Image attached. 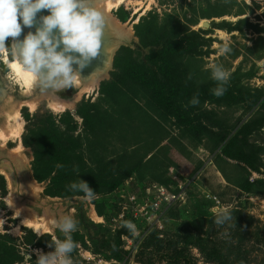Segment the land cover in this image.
I'll list each match as a JSON object with an SVG mask.
<instances>
[{"label": "rangeland", "instance_id": "rangeland-1", "mask_svg": "<svg viewBox=\"0 0 264 264\" xmlns=\"http://www.w3.org/2000/svg\"><path fill=\"white\" fill-rule=\"evenodd\" d=\"M112 16L124 31L130 32L129 39L119 41L120 48L131 49L136 56L145 52L141 36L158 34L164 28L170 30L178 22L185 24L181 26L184 31L196 33L202 42L195 56L183 59L192 84L213 80L210 65L219 63L231 73L227 85L239 90L245 87L251 95L240 90L236 95L245 99L243 102L199 103L190 114L194 124L183 126L158 108L137 84L115 89L113 99L104 95L102 84L112 79L113 63L96 90H84L79 98L77 87L57 93V100L67 103V107L55 110L50 106L51 96L35 87L25 93L26 89L14 81L0 62V89L4 98H10L7 105L3 104L4 99L0 101V129L8 131L9 136L6 140L0 138V235L12 240L11 245L21 257L16 264H23L28 251L33 260L29 264H34L37 251H53L49 243L64 239V235L58 229L42 235L35 233L15 214L11 203L28 216L43 217L46 212L58 219L65 213L72 214L78 221L77 231L72 233L77 243L71 254L73 264H166L158 259L178 251L184 259L176 264H216L206 260L197 244L185 242L188 228L206 249L215 247L224 254L227 264H264V192L254 189L253 193H246L239 187L246 180L264 181V124L257 126L264 120V0H129L114 9ZM204 21L210 24L209 29H203ZM224 23L239 29L227 31L218 27ZM226 41L232 51L221 56L219 47ZM13 105L15 118L7 120L5 113L12 114ZM82 108L89 115L88 124L79 114ZM40 120L43 124L49 120L50 129L62 139L69 136L70 141L76 142V154L68 159L75 166L73 175L81 173L89 180L93 178L88 171L92 168L106 181L122 177L120 186L111 192L95 189L93 200L84 195H47L50 181L35 180L34 154L25 144L28 131ZM246 123L251 130L242 143L254 155L259 172L222 153ZM224 136L226 140L222 141ZM126 173L130 175L124 177ZM33 185L35 192L30 197L26 191H32ZM160 187L175 199L170 204L158 203L155 211L148 209L147 189ZM136 207L140 216L130 218L137 230L132 232V238L123 240V249L128 252L123 262L105 260L95 253L86 237L82 242L74 236L85 234L81 215L92 223V230L100 225L114 234L128 221L119 223L116 214L124 208L133 214ZM216 207H228L232 221L224 226L215 224ZM92 213L99 219H92Z\"/></svg>", "mask_w": 264, "mask_h": 264}, {"label": "trees", "instance_id": "trees-1", "mask_svg": "<svg viewBox=\"0 0 264 264\" xmlns=\"http://www.w3.org/2000/svg\"><path fill=\"white\" fill-rule=\"evenodd\" d=\"M187 22L190 23V21ZM181 26H185V24L183 25L181 22H178L170 30L164 28L158 34L141 36L143 38L141 39L142 47L145 52L139 56H136L133 50L129 48H120L114 58L112 79L102 84V88H105L102 90L103 94L113 99V93L116 92L115 89L119 88L122 90L130 83L137 84L149 95L158 108L165 111L170 117H175L183 126L194 124V121L190 119V114L194 111L195 106H188L189 101L194 95H198L199 103L205 101H245V99L241 100L239 95H236L240 90L248 96L251 95L250 90L245 89V87H240L239 90V88L226 85L227 91L225 94L221 97H216L212 92L217 87L216 81L211 80L208 83L200 85L192 84V81L187 77V70L183 67L186 65L183 59L195 56L199 52L202 42L198 41L200 37L196 33H187ZM218 27H225L227 31L239 29V26L231 27L227 23L218 25ZM185 33L187 34L184 35ZM256 92L259 93V91ZM257 101H259V98L256 99L254 104ZM83 109L79 110V114L88 124L89 115ZM184 110L188 111L184 112ZM42 121L40 120L38 126L28 131L29 133L25 137L27 138L25 144L26 147L32 149L34 154L32 169L35 180L38 182L50 181L47 195L60 198L82 196L84 195L83 192H74L69 187L71 183L77 182L79 179L86 182L93 191L97 189L111 192L120 186L122 177H115L106 181V177L100 178L92 168L88 170L91 177H93H90L91 179L89 180L84 175H81V173L73 175L75 166L74 164L71 165L72 163L68 159H70L73 153L76 154V142L70 141L69 136L62 139L56 131L50 129L49 120H46V124H43ZM248 123L243 125L236 136L225 145L222 153L228 159L240 161L252 171L259 172V166L255 164L254 155L252 152H247L242 143V140L245 141L246 137L250 134L251 125ZM263 124L264 120L260 121L257 126L261 127ZM203 130H205L204 127ZM221 139L225 141L226 136L221 137ZM29 140L30 142H27ZM67 167L71 170H69L70 172L67 170ZM129 175L130 173H126L124 177ZM239 187L246 193H253L254 189H261L264 192V181L258 180L249 183L246 180ZM130 215L132 216L128 212L125 220L131 221ZM80 218L84 224L85 234L79 236L75 234L74 236L80 238V241L86 237L94 245L95 253L103 255L107 261L123 262L126 260L128 252L123 249V240L124 238H132V232L123 226L117 229L114 234H111L100 225H97V230L94 231L91 229L92 223L88 222L83 215ZM237 220L241 221L243 219L237 217ZM249 221L251 224L252 219H249ZM185 231V242L197 244L208 262L227 264V257L218 249L215 247L206 249L201 244L199 237L197 238L191 234L189 228L185 229ZM152 234L156 235L154 232ZM11 241L7 236L0 235V264H16L21 259L15 248L11 245ZM183 259L184 257L181 252L178 251L171 255L164 254L158 261H165L167 262L166 264H176L177 261ZM144 264H154V261H147Z\"/></svg>", "mask_w": 264, "mask_h": 264}, {"label": "clouds", "instance_id": "clouds-1", "mask_svg": "<svg viewBox=\"0 0 264 264\" xmlns=\"http://www.w3.org/2000/svg\"><path fill=\"white\" fill-rule=\"evenodd\" d=\"M41 10H48L49 14L37 20ZM109 24L105 0H0V62L22 75L25 82L38 88L40 93L54 99L60 98L57 93L76 88L77 83L95 89L98 82L92 74L82 79L81 73L98 56L103 32ZM34 26L35 32L29 31L22 40L18 39L22 27ZM10 37L12 42L6 43ZM231 51L226 41L219 47L218 54L223 56ZM210 68L211 78L217 82L212 92L221 97L227 91L231 73L219 63L211 64ZM199 102L198 95H194L188 106ZM69 187L74 192H83L87 200L95 199L96 192L83 180ZM214 212L217 225L224 226L233 219L228 207L214 209ZM50 224L63 233L64 239L49 243L53 251H37L34 264H73L71 254L77 243L72 233L77 231L78 221L72 214L65 213ZM124 227L133 233L137 230L131 221H126ZM32 261L28 251L23 264Z\"/></svg>", "mask_w": 264, "mask_h": 264}, {"label": "bare ground", "instance_id": "bare-ground-1", "mask_svg": "<svg viewBox=\"0 0 264 264\" xmlns=\"http://www.w3.org/2000/svg\"><path fill=\"white\" fill-rule=\"evenodd\" d=\"M126 1L129 2V0H105V5H106V8H107V12H108V14L110 16V24L104 30L103 35H102V39L104 40L103 45H102V51H103L102 53H103V60H104V62H106V64H105V66L103 68H100L102 65L97 66L96 69L95 70L92 69L93 71L91 70L89 74H86L85 72H82L81 73V78L82 79H86L92 74V78L99 83L103 78H105L108 75V72H109V70L111 68V61H112L113 54H114L115 50L117 49L118 45L121 44L119 41H123V40L129 39L130 32L124 31V29H122V27L120 26L118 21L112 16V11L114 9H116L117 7H119L121 4L123 5V3L126 2ZM108 35L112 38V40L115 39V42H112V40L110 41V39L106 40V37L109 38ZM6 68L11 73L14 81L17 84L22 85L26 89L25 93L29 94L31 89L34 88V87L30 83L25 82V79L23 78V76L18 74V73H16V72H14L10 66H6ZM76 87L79 90V93H78V96H77L78 98H79L80 94H82L84 92V90H90V91L96 90V88L93 89V88L81 87L79 83H77ZM2 99H4V101H3L4 105H7L10 102V98L9 97H5V98L3 97V92L0 89V101ZM51 100L52 101L50 103V106L53 109H55V110H61L62 108H66L67 107V103H65V102H63L61 100L58 101L57 99H54V98H51ZM11 107L14 108V111H13L12 114L11 113H5V116H6L7 120L9 118H11V117L15 118L16 108L14 107V105L11 106ZM7 132L8 131L0 129V138L4 140L6 137H9V136H7ZM34 192H35V187L33 185V190L32 191L27 190L26 194L28 196L32 197ZM15 205L16 204H12L11 203V207L16 212L15 214L17 216H19V218L21 217L22 222H24L28 227L32 228L35 233H37L39 235L52 233L54 228L50 224V221L53 220V219H52L51 216H47L46 212L44 213L43 217H41V216H37V217L36 216H28L24 212V210H22L21 208H19L18 206H15ZM91 217L94 220L99 219L96 215H94V213L91 214Z\"/></svg>", "mask_w": 264, "mask_h": 264}, {"label": "built area", "instance_id": "built-area-1", "mask_svg": "<svg viewBox=\"0 0 264 264\" xmlns=\"http://www.w3.org/2000/svg\"><path fill=\"white\" fill-rule=\"evenodd\" d=\"M154 190L152 188H149L146 191L147 193H146V197H145V199H146L145 206L147 208L149 207L148 209H152L153 211H155L154 208L158 205V203L164 202L165 204H167V203L170 204L175 199L173 194H171L168 190H166L162 187H160L158 190H155V191ZM214 200H215V203H217V204L219 203L218 200H216V199H214ZM134 209H136V211L133 210L134 213L133 214L131 213V214L135 218H138L140 216V213H139L140 211L138 212L137 207ZM130 211H132V210L124 208V210L120 211V213L117 214V216L119 218L118 220H120L119 223L125 222L122 220L125 219L126 214Z\"/></svg>", "mask_w": 264, "mask_h": 264}, {"label": "water", "instance_id": "water-1", "mask_svg": "<svg viewBox=\"0 0 264 264\" xmlns=\"http://www.w3.org/2000/svg\"><path fill=\"white\" fill-rule=\"evenodd\" d=\"M48 14H49L48 10H41L37 14V20H39V18L41 16L48 15ZM18 22H19V20H18ZM201 25H202L203 29H209V27H210V24L207 21H204ZM29 31L35 32V26L33 28L22 27V33H21V36L18 39L22 40L24 38V36ZM108 39H110V41L112 40V38L110 36H109V38L106 37V40H108ZM103 42H104V40L102 39V45H103ZM112 42H115V39H113ZM119 48H120V45H118L117 49L115 50V52L113 54L112 61H111V67L113 66V61H114V57H115L116 51H118ZM102 52L103 51H102V46H101V49L99 51L98 56L96 58H94L92 60L91 64L88 67H86L82 72H85L86 74H89L92 69L95 70L96 67L99 66V65H102L100 68H103L105 66L106 62H104V60H103V53Z\"/></svg>", "mask_w": 264, "mask_h": 264}]
</instances>
